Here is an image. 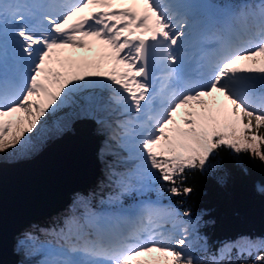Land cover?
Masks as SVG:
<instances>
[{
  "label": "snow or ice",
  "instance_id": "obj_1",
  "mask_svg": "<svg viewBox=\"0 0 264 264\" xmlns=\"http://www.w3.org/2000/svg\"><path fill=\"white\" fill-rule=\"evenodd\" d=\"M207 8L0 0V153L28 149L50 119L59 130L81 116L114 142L113 209L71 218L42 264H236L233 250L258 253L240 264H264L261 238L194 249L190 211L161 202L189 195L186 173L204 171L220 149L264 163V0ZM150 192L157 199L143 198Z\"/></svg>",
  "mask_w": 264,
  "mask_h": 264
},
{
  "label": "trees",
  "instance_id": "obj_2",
  "mask_svg": "<svg viewBox=\"0 0 264 264\" xmlns=\"http://www.w3.org/2000/svg\"><path fill=\"white\" fill-rule=\"evenodd\" d=\"M212 2L216 9H220L246 0H212ZM71 121L59 130L54 129L51 120L47 121L41 132L30 138L28 149L18 150L15 153L11 151L7 154L0 153V159L13 161L33 155L52 138L69 128ZM97 124L93 127L98 142L99 165L96 177L83 188L69 193L67 203L57 211L36 220H29L22 226L12 246L17 264H42L48 256L41 250L40 245L47 242L56 246L58 239L56 234L65 228L71 218L80 217L86 211L113 209L114 206L108 201L110 197L116 195L117 190L109 180V170L106 174L101 171L104 165L110 166L113 159L103 148L105 133ZM118 170L121 171L120 168ZM186 176V185L192 189L191 193L186 197H168L165 194L162 200L178 208L181 214L185 210L190 211L188 219L195 222L189 237L194 249H200L197 248L200 235L204 241L203 246H206L211 253L217 251L222 241L235 240L241 236L253 240L264 239V193L255 192L253 186L254 180L264 184V163L258 158L254 159L248 154H243L237 159L226 148L220 149L215 159H210L204 171H189ZM138 198L122 196L121 203L129 205ZM150 198L152 199V196ZM25 234L35 237V242L29 241L21 246ZM256 254L258 253L254 252L253 256ZM39 256L44 257L43 260L38 259ZM253 256L238 257L233 250L230 259L240 264L241 260L250 261Z\"/></svg>",
  "mask_w": 264,
  "mask_h": 264
},
{
  "label": "water",
  "instance_id": "obj_3",
  "mask_svg": "<svg viewBox=\"0 0 264 264\" xmlns=\"http://www.w3.org/2000/svg\"><path fill=\"white\" fill-rule=\"evenodd\" d=\"M93 119L79 117L29 157L0 160V264H15L12 246L29 220L48 216L97 173V137ZM264 193V184L253 181Z\"/></svg>",
  "mask_w": 264,
  "mask_h": 264
},
{
  "label": "rangeland",
  "instance_id": "obj_4",
  "mask_svg": "<svg viewBox=\"0 0 264 264\" xmlns=\"http://www.w3.org/2000/svg\"><path fill=\"white\" fill-rule=\"evenodd\" d=\"M194 2H196V3H200V4H204V5H207L208 6V8L206 9L207 11H215L216 10V6L214 5V3L212 2V0H194ZM95 55V49H93V51L92 52H86V51H80V50H78L77 52H76V57L77 58H81V57H85V56H87V57H89V58H91V57H93ZM82 117H87V116H82ZM91 118V117H90ZM93 119V118H92ZM51 120V119H50ZM74 120V119H73ZM93 127H94V125L96 124V123H98L97 122V120L96 119H93ZM97 126L98 127H101L103 130H104V144H103V148H104V150H105V152L106 153H109L110 155H111V157H112V159H113V161H114V156L112 155V151H113V149H112V147H111V145H113L114 144V142L113 141H110V139H109V136H110V131L107 129V128H105L104 126H102L100 123H98L97 124ZM72 129H74V127L72 126V127H69V128H67L66 130H72ZM97 147H98V144H97ZM97 149H95V156L97 157ZM215 157H216V154H215V156L214 157H212L213 158V160L215 159ZM1 160V159H0ZM17 160V159H16ZM5 161H8V160H5ZM97 161H98V165H99V160H98V157H97ZM108 170H110L109 169V166L108 167H105V165H104V167H103V169H101V171H102V173H104V174H106V172L108 171ZM120 170L121 171H125L126 170V166H121L120 167ZM97 171H98V167H97ZM148 194V193H147ZM150 194V196H152V199L153 200H155V199H157V194L155 193V192H150L149 193ZM149 194L148 195H145V197H143V198H145V199H147V198H150V196H149ZM138 199H141V197H139ZM151 199V198H150ZM162 203H164V204H167L164 200H162L161 201ZM178 209V208H177ZM109 211H111L110 209H108V208H103V209H101V210H97V211H95L96 213H102V212H109ZM179 212H180V210H179ZM186 219H188V218H186ZM168 227H170V225L168 226ZM194 227V224L192 225V227H191V229H190V231H193V228ZM50 245V244H49ZM204 245V241H203V238H202V236L200 235V240H199V242H198V244H197V248H201V246H203ZM52 246V245H51ZM194 248V247H193ZM41 250L42 251H44L45 253H47V251H48V247H46V245H43V247L41 248ZM43 258L44 257H42V256H39L38 257V259H41V260H43ZM16 259H15V264H17L16 263Z\"/></svg>",
  "mask_w": 264,
  "mask_h": 264
},
{
  "label": "bare ground",
  "instance_id": "obj_5",
  "mask_svg": "<svg viewBox=\"0 0 264 264\" xmlns=\"http://www.w3.org/2000/svg\"><path fill=\"white\" fill-rule=\"evenodd\" d=\"M93 127V126H92ZM96 177V176H95ZM86 186V185H85ZM76 191V190H75ZM67 203V202H66ZM36 220V219H35Z\"/></svg>",
  "mask_w": 264,
  "mask_h": 264
}]
</instances>
